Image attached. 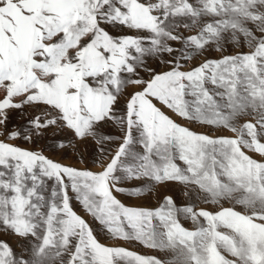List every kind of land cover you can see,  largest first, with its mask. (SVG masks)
<instances>
[{
  "label": "snow or ice",
  "instance_id": "snow-or-ice-1",
  "mask_svg": "<svg viewBox=\"0 0 264 264\" xmlns=\"http://www.w3.org/2000/svg\"><path fill=\"white\" fill-rule=\"evenodd\" d=\"M0 264H264V0H0Z\"/></svg>",
  "mask_w": 264,
  "mask_h": 264
},
{
  "label": "rangeland",
  "instance_id": "rangeland-1",
  "mask_svg": "<svg viewBox=\"0 0 264 264\" xmlns=\"http://www.w3.org/2000/svg\"><path fill=\"white\" fill-rule=\"evenodd\" d=\"M62 162L63 163H69V164H75L77 167H82L83 165H80L76 160H74L72 158L71 153H69L67 156L62 158ZM88 167H92L91 163L88 164ZM107 242V241H106ZM131 247L134 248V250H138V251H147L141 247H138L137 245H131Z\"/></svg>",
  "mask_w": 264,
  "mask_h": 264
}]
</instances>
